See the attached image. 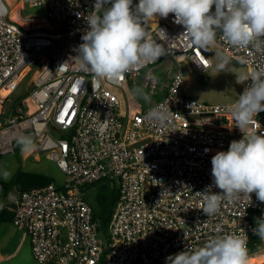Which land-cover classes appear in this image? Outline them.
Segmentation results:
<instances>
[{"label": "built area", "instance_id": "2783aa9c", "mask_svg": "<svg viewBox=\"0 0 264 264\" xmlns=\"http://www.w3.org/2000/svg\"><path fill=\"white\" fill-rule=\"evenodd\" d=\"M28 3L48 8V17L40 18L43 30L12 20L8 4L0 0V92L9 91L0 95V155L12 152L20 137H30L35 147L26 157L44 154L65 177L60 185L7 194L12 224L29 239L34 261L166 264L168 256L200 248L216 236L245 233L249 254L254 248V254L263 252L264 241L253 240L256 221L264 218V203L255 193L251 204L241 194L236 202L224 201L212 216L200 209L203 201L196 194L210 185L213 193L221 191L212 180L211 158L243 137L225 106L236 102L250 81L241 84L230 103L200 102L184 95L181 65L205 74L210 57L220 51L241 65L245 75L264 68V45L260 50L233 47L218 33L216 45L204 51L191 45L174 14L157 16L148 31L168 54L118 82L98 80L72 58L95 0ZM52 22L61 30L55 31ZM165 61L176 69L168 82L160 83L152 70ZM130 88L147 89L148 96L159 92L161 99L143 110ZM23 92L27 95L17 100ZM158 106H169L174 113L163 127L145 120L149 109ZM249 131L264 133V112L253 118ZM102 180L117 192L105 239L83 197L86 186Z\"/></svg>", "mask_w": 264, "mask_h": 264}, {"label": "clouds", "instance_id": "9594fccd", "mask_svg": "<svg viewBox=\"0 0 264 264\" xmlns=\"http://www.w3.org/2000/svg\"><path fill=\"white\" fill-rule=\"evenodd\" d=\"M169 14H174L175 23L184 27L191 45L204 51L216 45L218 33L233 47L260 50L264 45V0H138L136 4L133 0H95L92 14L85 18L88 27L81 37L83 42L72 58L81 70L98 80L118 82L126 73L168 54L163 44L152 38L148 27L157 16L167 18ZM216 59V70L223 72L231 58L218 51ZM246 81L250 84L238 100L225 106L243 137L231 141L227 151H218L211 158L212 180L221 191L213 193L210 185L196 193L203 201L200 209L207 216L217 214L224 201H238L241 194L250 204L252 193L264 203V133L249 131L253 118L264 112V68L236 77L238 84ZM132 91L134 96L150 102L142 88ZM173 114L169 106L153 107L145 120L163 127ZM18 143L25 150L35 147L30 137H20ZM4 177H8L6 172ZM252 231L264 241V218L257 219ZM246 241V233L244 237L216 236L200 248L188 247L168 256L166 264H248Z\"/></svg>", "mask_w": 264, "mask_h": 264}, {"label": "rangeland", "instance_id": "374dc122", "mask_svg": "<svg viewBox=\"0 0 264 264\" xmlns=\"http://www.w3.org/2000/svg\"><path fill=\"white\" fill-rule=\"evenodd\" d=\"M6 1V0H5ZM8 4V2L6 1ZM17 5L20 7V16L23 23L28 24L31 30L37 31L39 29L43 30V26H46L45 22L40 18L48 17V8L46 6L31 7L28 0H11L8 4L9 17L13 11H17ZM152 21V20H151ZM149 21V25L152 22ZM55 31H60L58 29V24L52 22ZM23 26V25H21ZM29 28V29H30ZM60 41H65V38L60 39ZM216 53L215 52L210 57L211 66L205 74H200L192 71L185 64H182V71L184 75V95L188 98L194 99L196 101L205 102L209 104H225L234 101L239 93L241 84L236 82V77L244 75V69L241 65L230 60V63L226 66L223 72H218L216 70ZM176 64L169 62H161L157 64L152 70V76L160 83H166L169 81L170 75L175 71ZM132 99L137 104H144L145 101L142 97L134 96L132 89H129ZM144 93L147 94L148 90L144 89ZM21 91H17L20 93ZM15 95L12 99H15ZM125 102L128 103L127 96L123 93ZM161 99V93L150 95V102H157ZM135 105V104H134ZM141 106V105H140ZM135 106H133L134 108ZM26 150L22 148L18 153L8 152L0 155V181L8 182L9 179L17 171L22 172H35L42 173L54 179L56 185H60L64 181V175L60 173L54 164L45 158V155L38 153V160H34V155H27ZM8 174L7 179L4 177V173ZM102 181L101 183H105ZM108 183V182H106ZM109 184V183H108ZM99 190V185L86 186L83 190V197L86 202L90 205H94L95 194ZM5 205L3 197L0 196V207ZM107 237V231L103 233V239ZM20 239V233L15 229V227L10 222L0 223V252L2 254L11 253L14 249L15 244ZM264 254L260 252L257 255ZM256 256V255H254ZM252 257L251 255L249 258ZM0 264H37L30 253V246L28 240L21 245V247L11 256L3 259Z\"/></svg>", "mask_w": 264, "mask_h": 264}, {"label": "trees", "instance_id": "16d2710c", "mask_svg": "<svg viewBox=\"0 0 264 264\" xmlns=\"http://www.w3.org/2000/svg\"><path fill=\"white\" fill-rule=\"evenodd\" d=\"M165 62L171 63L170 61H165ZM26 95L27 93L23 92L22 94L19 95L17 100L24 98ZM158 102L159 101L157 102L153 101L151 104L148 105V103L145 101L143 105L140 104L141 105L140 107L143 110H146ZM31 140L33 141L32 138ZM22 147L23 146L20 143H18L17 140L16 142L13 143L12 152L18 153ZM102 181L95 182L90 186L99 185V190L95 194L94 205L91 206V211H92L93 220L96 221L98 224V230L104 233L107 224L109 223L114 203L117 199V192L114 188H111L108 183H106L107 181L105 183H101ZM52 182H54L53 178L42 173L17 171L8 182H2V183L0 182L1 197L3 198L6 197L10 191L12 193H17L21 191L34 189L37 187H42ZM11 207H13L12 204L7 203L0 208V223L12 222L13 212L10 209ZM253 240L257 241L258 244L260 242V238L258 236L254 237ZM255 251L256 250L254 248L252 250V253L249 254V256L250 255L254 256L259 254V253L254 254Z\"/></svg>", "mask_w": 264, "mask_h": 264}, {"label": "bare ground", "instance_id": "6f19581e", "mask_svg": "<svg viewBox=\"0 0 264 264\" xmlns=\"http://www.w3.org/2000/svg\"><path fill=\"white\" fill-rule=\"evenodd\" d=\"M8 2V4H10L11 0H6ZM10 18L16 22H18L20 25H23L24 28L29 29L30 26L28 24L23 23V20L21 17L18 16L17 11H13L10 14ZM9 94V91H1L0 95L2 97L6 96ZM31 107V106H30ZM31 110V108H30ZM29 152H31V149H27L26 154H28ZM264 263V254H260V255H256V256H252L250 258H248V264H263Z\"/></svg>", "mask_w": 264, "mask_h": 264}, {"label": "crops", "instance_id": "0c3cea01", "mask_svg": "<svg viewBox=\"0 0 264 264\" xmlns=\"http://www.w3.org/2000/svg\"><path fill=\"white\" fill-rule=\"evenodd\" d=\"M27 151V150H26ZM26 153V152H25ZM36 154V153H35ZM32 155H34V154H32ZM27 155H25V157H26ZM38 158H39V156H38V153L36 154V155H34V160H38ZM10 180V179H9ZM1 182V181H0ZM2 183V182H1ZM11 193V191L9 192V194ZM0 196H1V193H0ZM3 201H4V203L5 204H7V203H10L9 202V200H8V195L6 196V197H4L3 198ZM1 208V207H0ZM11 224H12V222H11ZM13 225V224H12ZM16 229V228H15ZM17 230V229H16ZM18 231V230H17ZM19 232V231H18ZM20 233V232H19ZM25 240H28V242H29V239L27 238V237H25V236H23L21 233H20V239H19V241L15 244V246H14V249L11 251V253H7V254H2L1 252H0V262L3 260V259H5V258H7V257H9V256H11L12 254H14L20 247H21V245L25 242ZM29 246H30V242H29ZM30 253H31V250H30Z\"/></svg>", "mask_w": 264, "mask_h": 264}]
</instances>
